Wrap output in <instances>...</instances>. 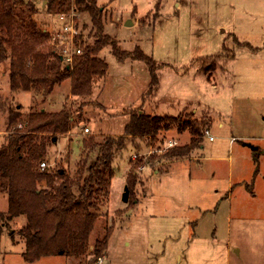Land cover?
Here are the masks:
<instances>
[{
    "label": "rangeland",
    "instance_id": "374dc122",
    "mask_svg": "<svg viewBox=\"0 0 264 264\" xmlns=\"http://www.w3.org/2000/svg\"><path fill=\"white\" fill-rule=\"evenodd\" d=\"M25 1L37 8L41 27L59 31V15L45 8L48 0ZM97 2L104 34L128 57L118 59L111 46L100 53L108 75L87 99L71 96L70 80L48 97L13 93L9 62L1 63L0 146L4 134L16 130L7 121L16 105L24 114L58 112L65 105L74 111L71 134L56 139L48 156L51 167L68 170L80 159L82 137L122 135L131 111L210 119L215 141L204 137L188 156L164 158L166 140L178 147L190 143L189 132L176 127L150 146L137 141L139 152L129 141L115 156L109 201L91 234L90 253L112 227L107 252L96 264H264V0ZM78 16L83 39L93 43L89 16ZM137 48L159 66L154 94H148L149 67L132 58ZM134 165L137 187L125 203ZM7 209L8 197L0 194V213ZM25 225L24 216L10 224L0 219V264H89L92 255L27 263L18 234Z\"/></svg>",
    "mask_w": 264,
    "mask_h": 264
},
{
    "label": "trees",
    "instance_id": "16d2710c",
    "mask_svg": "<svg viewBox=\"0 0 264 264\" xmlns=\"http://www.w3.org/2000/svg\"><path fill=\"white\" fill-rule=\"evenodd\" d=\"M72 6L78 13L89 16L95 41L84 40L81 32L75 45L82 49V55L75 56L72 64H65L63 56L51 46V33L35 21L38 10L32 2L0 0V64L9 62L13 93L48 97L56 86L70 80L71 96L87 99L99 79L108 75L109 66L100 58V53L111 46L118 59L127 56L104 34V12L97 0H48L45 8L50 14L60 15L69 12ZM132 58L147 64L151 74L148 94L156 93L158 64L139 48ZM21 110V105L9 108L8 129L17 127L15 132L4 134L0 146V194L8 197V209L0 213V219L10 224L18 217L26 218V225L18 234L25 243L22 256L27 263L56 256L92 255L89 264H96L105 256L113 234L112 227L107 229L90 253L91 234L102 216V207L109 201L115 156L127 148L129 141L139 152L137 141L150 146L158 141L161 132L176 127L179 131H188L191 141L184 147L169 149L164 158L185 157L200 148L204 131L212 125L210 119L162 117L131 111L122 135L107 136L103 140L93 135L82 137L80 159L75 168L68 170L51 167L48 156L50 148L58 143L55 138L59 140L71 134L74 111L66 105L58 112L24 114ZM42 163H46L45 169L41 168ZM137 166L132 167L127 178L130 197L137 187Z\"/></svg>",
    "mask_w": 264,
    "mask_h": 264
},
{
    "label": "built area",
    "instance_id": "2783aa9c",
    "mask_svg": "<svg viewBox=\"0 0 264 264\" xmlns=\"http://www.w3.org/2000/svg\"><path fill=\"white\" fill-rule=\"evenodd\" d=\"M78 17V12L75 10V7L72 6L69 12L59 15L61 28L56 33L51 34V43L61 48L58 52L63 56L65 64H72L75 56L82 55V49L77 48L75 45V41L81 33L79 23L77 22ZM89 132L90 129L86 127L84 133L87 134ZM204 137H208L211 142L215 141V137L211 135L210 129L204 131ZM178 145L176 140H166L164 146L168 150ZM46 167V163L41 164L42 169ZM102 261L103 259L100 258L99 262L102 263Z\"/></svg>",
    "mask_w": 264,
    "mask_h": 264
},
{
    "label": "water",
    "instance_id": "95a60500",
    "mask_svg": "<svg viewBox=\"0 0 264 264\" xmlns=\"http://www.w3.org/2000/svg\"><path fill=\"white\" fill-rule=\"evenodd\" d=\"M132 25V22H127V26H131ZM54 141H56V138L54 139ZM129 197H130V191H129V188L128 186H126L125 188V191H124V194H123V201L125 203H128L129 202Z\"/></svg>",
    "mask_w": 264,
    "mask_h": 264
},
{
    "label": "crops",
    "instance_id": "0c3cea01",
    "mask_svg": "<svg viewBox=\"0 0 264 264\" xmlns=\"http://www.w3.org/2000/svg\"><path fill=\"white\" fill-rule=\"evenodd\" d=\"M45 3H46V2H45ZM128 22H130V21H128ZM131 22H132V25H131V26H133V23H134V22H133V21H131ZM190 141H191V140H190ZM235 250H236V251H237V250L239 251V249H235Z\"/></svg>",
    "mask_w": 264,
    "mask_h": 264
}]
</instances>
